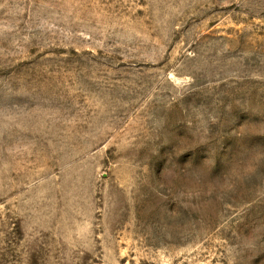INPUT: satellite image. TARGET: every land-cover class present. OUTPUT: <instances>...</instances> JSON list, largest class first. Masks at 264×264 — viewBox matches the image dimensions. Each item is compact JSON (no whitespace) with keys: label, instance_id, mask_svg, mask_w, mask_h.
I'll list each match as a JSON object with an SVG mask.
<instances>
[{"label":"rangeland","instance_id":"obj_1","mask_svg":"<svg viewBox=\"0 0 264 264\" xmlns=\"http://www.w3.org/2000/svg\"><path fill=\"white\" fill-rule=\"evenodd\" d=\"M0 264H264V0H0Z\"/></svg>","mask_w":264,"mask_h":264}]
</instances>
